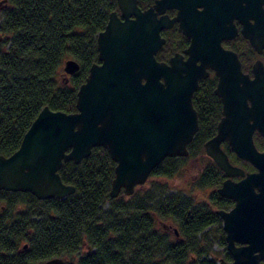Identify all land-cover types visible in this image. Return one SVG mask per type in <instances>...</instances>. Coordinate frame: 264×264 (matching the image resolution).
I'll return each instance as SVG.
<instances>
[{
	"label": "water",
	"instance_id": "water-1",
	"mask_svg": "<svg viewBox=\"0 0 264 264\" xmlns=\"http://www.w3.org/2000/svg\"><path fill=\"white\" fill-rule=\"evenodd\" d=\"M117 3L120 14L111 11L97 34L99 62L91 64L78 88L77 110L42 107L20 146L10 155L0 154V190L65 198L76 188L62 180L63 163H79L94 147L103 146L116 162L110 196L132 195L164 158L188 155L199 129L193 94L212 68L223 114L204 150L227 176L217 192L234 202L229 209L216 210L232 257L221 258L220 264H262L264 151L256 147L253 134L258 129L264 135V62H254L251 78L237 52L225 48L222 40L239 33L237 19L241 33L261 53L264 0H154L145 9L138 0ZM170 8L177 9L173 18L166 13ZM174 22L191 38L184 50L188 57L177 52L168 62L160 61L156 53L165 42L161 31ZM79 69L74 58L64 62L67 75ZM224 141L256 170L245 174L233 164ZM63 263L62 257H53L42 264Z\"/></svg>",
	"mask_w": 264,
	"mask_h": 264
},
{
	"label": "trees",
	"instance_id": "trees-1",
	"mask_svg": "<svg viewBox=\"0 0 264 264\" xmlns=\"http://www.w3.org/2000/svg\"><path fill=\"white\" fill-rule=\"evenodd\" d=\"M150 2L139 0V5ZM0 4V154L10 155L43 106L77 110L78 88L98 61L97 34L118 6L117 0ZM170 52L164 45L156 57L163 59ZM69 58L80 63L72 75L63 70ZM214 81L202 80L193 94L199 129L188 144V155L164 158L151 176L173 177L189 158L200 159L205 153L204 143L216 133L221 117ZM224 147L230 161L244 168V160L228 143ZM115 165L109 151L96 146L79 163L66 161L60 168L62 180L76 188L65 198L0 190V264H42L53 257H62L63 264H216L208 259L213 252L208 238L200 236L220 223L216 210L228 209L233 201L215 189L226 174L213 160L197 172L187 193L169 192L167 183L158 182L127 199L123 192L114 198L109 194ZM210 187L215 188L208 197L197 201L195 192ZM160 219L177 224V235L160 228ZM224 234L226 260L230 253Z\"/></svg>",
	"mask_w": 264,
	"mask_h": 264
},
{
	"label": "flooded vegetation",
	"instance_id": "flooded-vegetation-1",
	"mask_svg": "<svg viewBox=\"0 0 264 264\" xmlns=\"http://www.w3.org/2000/svg\"><path fill=\"white\" fill-rule=\"evenodd\" d=\"M153 2H154V0H151V2L147 6H141V5H139V6L142 9H145V8L149 7ZM138 4H139V0H138ZM117 6H118V3H117ZM200 9H201V7H200ZM117 11L120 14L119 7L117 8ZM166 13L170 16V18H173L177 15V9L176 8L167 9ZM234 22H235L236 26L238 27L239 33L233 38L222 40V45L225 48H229V49H232L235 52H237L238 57H239L240 62H241L242 70L244 71V73L248 74L251 78H254L253 64L257 59H260L264 62V48H263L261 53H258L255 50V48L251 45L250 41L247 38H245L244 35L241 33L240 30H241L242 24L237 19H235ZM161 35H162V37L165 38V42H164L163 46L167 45V48H169L171 52L166 54L165 55L166 57L163 59L157 58L158 60L168 62L170 57L173 56L177 52L182 53L185 58L188 57V54L184 53V50L190 45L191 38H190V36L184 34L182 31L179 30V22H174L171 27L164 28L161 31ZM244 41H246L245 42L246 44L249 43L251 48L249 46H247L244 43ZM244 47H245V50H244ZM243 51L245 54L244 55L245 56L244 57V66H243V59H242V57H243L242 52ZM95 62H99V59H98V61H95ZM207 71H208V75L206 77L200 79L199 84L202 80H206V79H212L213 80V79H215L216 81H214V84H213V90H214L216 85H217V82H218V77L212 68H208ZM198 88H199V86H198ZM214 92H215V90H214ZM219 99L221 101V116H222L223 105H222V100L220 97H219ZM253 137H254V142L256 144V147L260 151H264V135L261 133V131L256 129L254 131ZM255 137L258 138V144L256 143ZM225 142H223L222 145ZM243 160H244V168L243 167L242 168L244 169L245 174L256 170L254 168V166L248 160H245V159H243ZM235 165H238V164H235ZM238 166H240V165H238ZM225 178H227V176ZM234 179L238 180L240 178L234 177ZM226 260H232L231 255H230V258L226 259ZM261 263L264 264V260H262Z\"/></svg>",
	"mask_w": 264,
	"mask_h": 264
},
{
	"label": "rangeland",
	"instance_id": "rangeland-1",
	"mask_svg": "<svg viewBox=\"0 0 264 264\" xmlns=\"http://www.w3.org/2000/svg\"><path fill=\"white\" fill-rule=\"evenodd\" d=\"M0 2H2V0H0ZM0 7H1V4H0ZM225 143H228V142L226 141ZM225 143L222 145L224 150H225V147H224ZM200 154H201L200 159L199 158L198 159L189 158L184 168H182V171L180 173H177L173 177L166 179V178H162L158 176L149 175V178L144 184L136 187L135 192L142 193V191L152 187L153 184H154L153 185L154 187L156 183L158 182L167 183L168 186L170 187L169 192H176L178 190H181L186 193L189 192V190L191 189V185L193 183V179L195 175L197 174V172L204 169L207 165L211 163V160H212L206 153L201 152ZM214 188L215 187H210L205 190H198L197 192H195L197 201L205 200L208 197L209 193L214 190ZM215 189L217 190V187ZM123 195L125 194L123 193ZM122 197L127 199L128 195H125ZM107 207H108V204H105L104 208H107ZM158 225L160 228L167 230L172 235L174 233L173 232L174 228L178 230V225L170 220L160 219L158 220ZM222 232L225 233L222 228V219L220 218L219 224L211 225L203 230V232L201 233V236L199 234V236L202 238H205V237L208 238V241L211 244V250L213 251L212 254L209 255L208 259H214L216 261V264H220L221 258H224L226 254L224 250L225 247L221 244Z\"/></svg>",
	"mask_w": 264,
	"mask_h": 264
},
{
	"label": "bare ground",
	"instance_id": "bare-ground-1",
	"mask_svg": "<svg viewBox=\"0 0 264 264\" xmlns=\"http://www.w3.org/2000/svg\"><path fill=\"white\" fill-rule=\"evenodd\" d=\"M198 121H199V120H198ZM232 201H233V200H232ZM233 204H234V202H233ZM232 206H233V205H232ZM232 206H231V207H232ZM231 207H230V208H231Z\"/></svg>",
	"mask_w": 264,
	"mask_h": 264
}]
</instances>
